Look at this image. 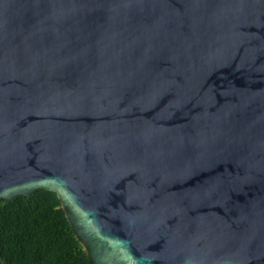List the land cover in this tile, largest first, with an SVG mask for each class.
Segmentation results:
<instances>
[{"label":"water","instance_id":"95a60500","mask_svg":"<svg viewBox=\"0 0 264 264\" xmlns=\"http://www.w3.org/2000/svg\"><path fill=\"white\" fill-rule=\"evenodd\" d=\"M38 190L92 264H264V0H0V202Z\"/></svg>","mask_w":264,"mask_h":264},{"label":"trees","instance_id":"16d2710c","mask_svg":"<svg viewBox=\"0 0 264 264\" xmlns=\"http://www.w3.org/2000/svg\"><path fill=\"white\" fill-rule=\"evenodd\" d=\"M0 264H92L54 192L0 202Z\"/></svg>","mask_w":264,"mask_h":264}]
</instances>
